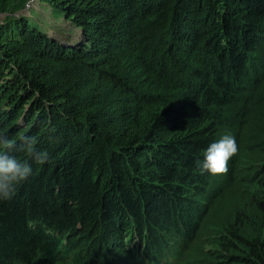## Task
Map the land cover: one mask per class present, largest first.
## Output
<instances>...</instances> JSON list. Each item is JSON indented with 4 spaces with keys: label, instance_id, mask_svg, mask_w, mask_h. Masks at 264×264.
Masks as SVG:
<instances>
[{
    "label": "trees",
    "instance_id": "trees-1",
    "mask_svg": "<svg viewBox=\"0 0 264 264\" xmlns=\"http://www.w3.org/2000/svg\"><path fill=\"white\" fill-rule=\"evenodd\" d=\"M38 1L81 27L86 41L63 45L30 7L17 15L28 0H0V131L35 135L49 155L0 201V264H100L102 256L103 264H264V79L248 99L246 87L238 90L263 32L264 0ZM126 32L133 57L162 60L169 73L159 57L168 32L176 48L174 37L204 39L216 56L214 82L204 77L184 99L167 97L173 106L162 104L161 88L128 87L112 59ZM74 63L147 108L108 128L99 110L76 102L73 79L46 68ZM185 68L180 78L194 82L196 71ZM225 134L239 148L227 172L201 171L196 162ZM139 155L153 168H140ZM250 168L259 174L254 191Z\"/></svg>",
    "mask_w": 264,
    "mask_h": 264
},
{
    "label": "rangeland",
    "instance_id": "rangeland-1",
    "mask_svg": "<svg viewBox=\"0 0 264 264\" xmlns=\"http://www.w3.org/2000/svg\"><path fill=\"white\" fill-rule=\"evenodd\" d=\"M29 7L31 10L33 9L31 15L37 20L41 28L44 29L53 39L63 43V45H69L72 47L80 44L83 40L86 41L84 39L85 36L83 34V29L72 23V21L66 16L53 13L48 6H43L38 0H28L26 7L20 12L23 11L25 13H29ZM18 14L19 11L17 12V15ZM229 15L231 16V14ZM233 15L236 16L235 18L240 17L237 13H233ZM0 17L3 16L0 14ZM188 18L190 19V15ZM189 19L185 20L189 21ZM172 23H177L175 17L173 18ZM114 25L115 23H113V26ZM179 26L181 25L179 24L178 27ZM183 26L186 28L190 27L189 25L185 24V22ZM169 32L167 33V38L164 43L160 42L161 48L159 57H163L165 61L169 62V67H171L172 71L171 73L165 69L163 71L161 68L162 60L157 61L156 65H154L156 59L153 62L149 60L150 63L153 64L150 65L145 60L140 61V56L138 59L133 57L135 50H133L132 44H130L131 46L128 44L130 40L127 32L124 34L125 37H123L122 40H118V42L121 41L122 43H116V56L112 57V59L120 62H118L119 65H117L116 68L129 82L130 85H128V87L135 85L147 86L148 88L153 89L161 88L162 91L165 92L159 96L161 98L162 104L170 103L167 97H176L175 101L184 99V96L188 94L190 90L197 88L196 85H198L199 80L203 82L204 77H206L209 81L208 83L211 84L214 82L215 77L214 74L210 72H214L213 63H216V60L214 59L216 56H213V52L211 51L210 47L204 45V39H200L199 41L197 40V45H190V40H188V42L183 39L178 41L174 37L175 41L180 44V47L176 48L172 46V40L170 39L175 33L173 32L169 34ZM257 41L258 43L254 47V50L249 51V54L251 53L250 55L252 57L251 62L249 61L244 65V68H249V70H245V72L241 73L243 81L241 82V85L238 86L239 91H242L246 87V99L253 96V87L255 86L252 87V85L254 84V81H262L264 79V23L263 32ZM178 56L181 57V59H177ZM206 56H208L209 59H206ZM184 60H187L185 64ZM48 65L49 67L46 68H50L54 73H58L61 77L67 76L68 80L73 79L75 81L74 85L76 84L78 88L82 90H76L78 94L75 98L77 99L76 102L82 105L81 107L82 109H85V112L99 110L101 121H104V123L110 129L112 128L118 131L121 126H124V123H134V120L132 119H134L136 113L138 114V112H141V109L147 108L142 103H137L138 101L135 99L131 90H127V92L125 88L114 84L115 82L112 80V78L106 80L105 77L97 74L98 72L96 73L90 71L82 64H71L74 66L67 64L57 68H51V65ZM185 66L188 67L185 69L190 71L191 75L193 74L192 72L196 71L193 78L194 82H192V79L190 80V77L187 80L189 84H185L184 80L186 79L183 78L182 80L179 76L181 73L186 72L185 70L182 71V68ZM101 67H103L102 64ZM252 70H255L253 71L256 75L255 79H253L254 76L251 73ZM205 71H208L207 76L204 74ZM152 103L148 102L147 105H153ZM170 104L173 106L175 103ZM26 105H30V102H28ZM137 121L139 122L140 119H137ZM137 160L139 162L140 168H153L152 165H144L145 159L141 157V155H139ZM248 172V181L251 183L250 186L248 183L246 186H248L249 190L254 191L259 186L257 181L259 174L255 168H250ZM187 195H189L187 197H190L192 193L187 192ZM195 199L200 202L202 201L200 197H195ZM208 209L209 205L204 203L202 212L205 213V211ZM79 230L80 228L77 229V231ZM140 235L143 234L140 232L138 233V236ZM209 238L213 239V237H207V239ZM133 243H136V241ZM210 246L211 245H208V247ZM182 255H179L180 261L183 259ZM104 257L105 256H102V259H100V264H103V260L105 259ZM176 264H179V262Z\"/></svg>",
    "mask_w": 264,
    "mask_h": 264
},
{
    "label": "clouds",
    "instance_id": "clouds-1",
    "mask_svg": "<svg viewBox=\"0 0 264 264\" xmlns=\"http://www.w3.org/2000/svg\"><path fill=\"white\" fill-rule=\"evenodd\" d=\"M39 138L22 133L11 135L0 131V201L11 200L17 186L32 174V162L44 164L49 160L46 150L38 148ZM234 136L223 135L204 150L203 161H197L201 171L212 175L224 174L229 160L238 153Z\"/></svg>",
    "mask_w": 264,
    "mask_h": 264
},
{
    "label": "water",
    "instance_id": "water-1",
    "mask_svg": "<svg viewBox=\"0 0 264 264\" xmlns=\"http://www.w3.org/2000/svg\"><path fill=\"white\" fill-rule=\"evenodd\" d=\"M21 10H19V12H20ZM0 14L3 16L4 14H5V12H0Z\"/></svg>",
    "mask_w": 264,
    "mask_h": 264
},
{
    "label": "bare ground",
    "instance_id": "bare-ground-1",
    "mask_svg": "<svg viewBox=\"0 0 264 264\" xmlns=\"http://www.w3.org/2000/svg\"><path fill=\"white\" fill-rule=\"evenodd\" d=\"M136 232V231H135Z\"/></svg>",
    "mask_w": 264,
    "mask_h": 264
}]
</instances>
